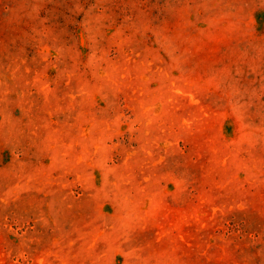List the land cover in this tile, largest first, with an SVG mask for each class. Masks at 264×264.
Returning <instances> with one entry per match:
<instances>
[{
    "label": "rangeland",
    "instance_id": "1",
    "mask_svg": "<svg viewBox=\"0 0 264 264\" xmlns=\"http://www.w3.org/2000/svg\"><path fill=\"white\" fill-rule=\"evenodd\" d=\"M0 264H264V0H0Z\"/></svg>",
    "mask_w": 264,
    "mask_h": 264
}]
</instances>
